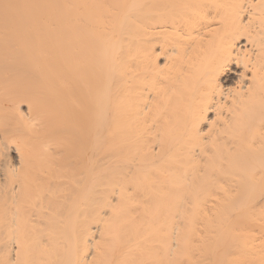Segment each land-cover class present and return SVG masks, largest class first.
<instances>
[{"label":"bare ground","instance_id":"6f19581e","mask_svg":"<svg viewBox=\"0 0 264 264\" xmlns=\"http://www.w3.org/2000/svg\"><path fill=\"white\" fill-rule=\"evenodd\" d=\"M0 264H264V0H0Z\"/></svg>","mask_w":264,"mask_h":264},{"label":"rangeland","instance_id":"374dc122","mask_svg":"<svg viewBox=\"0 0 264 264\" xmlns=\"http://www.w3.org/2000/svg\"><path fill=\"white\" fill-rule=\"evenodd\" d=\"M236 69V68H235ZM233 77H234V75H233Z\"/></svg>","mask_w":264,"mask_h":264}]
</instances>
